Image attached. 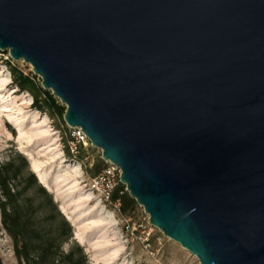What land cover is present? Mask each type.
Segmentation results:
<instances>
[{"label":"water","instance_id":"95a60500","mask_svg":"<svg viewBox=\"0 0 264 264\" xmlns=\"http://www.w3.org/2000/svg\"><path fill=\"white\" fill-rule=\"evenodd\" d=\"M0 51L165 237L264 264V0H0Z\"/></svg>","mask_w":264,"mask_h":264},{"label":"rangeland","instance_id":"374dc122","mask_svg":"<svg viewBox=\"0 0 264 264\" xmlns=\"http://www.w3.org/2000/svg\"><path fill=\"white\" fill-rule=\"evenodd\" d=\"M11 68L41 87V78L33 74L29 64L0 51V161L19 153L26 158L28 168L31 161L39 164L47 182L44 188L57 207H63L65 212L61 211L72 224V241L83 248L87 263L199 264L197 258L153 227L139 205L121 214L104 201L102 186L97 183L106 164L101 151L86 142L78 146L77 156L68 155L71 128L63 120L65 107L61 115H55L34 106L32 91L18 85ZM57 103L62 105L59 99ZM113 182L114 189L121 184L117 172ZM123 189L126 191L125 186ZM74 231L83 235L84 243L75 239ZM0 264H18L3 229Z\"/></svg>","mask_w":264,"mask_h":264},{"label":"trees","instance_id":"16d2710c","mask_svg":"<svg viewBox=\"0 0 264 264\" xmlns=\"http://www.w3.org/2000/svg\"><path fill=\"white\" fill-rule=\"evenodd\" d=\"M11 70L18 85L32 91L34 106L46 108L50 114H62L64 106L49 91L14 68ZM123 187L120 184L111 194V201L119 200L121 214L136 204ZM0 229L11 239L18 264H88L83 248L72 241L71 224L19 153L0 161Z\"/></svg>","mask_w":264,"mask_h":264},{"label":"built area","instance_id":"2783aa9c","mask_svg":"<svg viewBox=\"0 0 264 264\" xmlns=\"http://www.w3.org/2000/svg\"><path fill=\"white\" fill-rule=\"evenodd\" d=\"M86 142L88 143L89 140L80 128H71L69 151L73 154V156H77L76 154L78 152V146H80L81 143L84 144ZM105 163V166L100 171V175L97 178V183L102 186L104 201L106 203L113 204V206L119 211L120 202L118 200H115L114 202L111 201V194L114 190L115 185V183L113 182V175L115 174V172H117L119 175L120 171L109 161H105Z\"/></svg>","mask_w":264,"mask_h":264},{"label":"bare ground","instance_id":"6f19581e","mask_svg":"<svg viewBox=\"0 0 264 264\" xmlns=\"http://www.w3.org/2000/svg\"><path fill=\"white\" fill-rule=\"evenodd\" d=\"M61 161H62V162H65L66 159H65V158H62ZM30 167H31L32 171L34 172V174H36V176H37L39 182H40L43 186H46V185H47V182H46L45 174L42 173V172L40 171L39 164H38V163H32V161H31ZM95 205L98 206V207H100L101 204H99V202H95ZM60 206H61V205H60ZM61 209L64 211V209H63L62 206H61ZM64 212H65V211H64ZM111 222H112V220H111ZM74 237H75V239L78 240V242H80V243H84V237H83V235L80 234L79 232L74 231Z\"/></svg>","mask_w":264,"mask_h":264}]
</instances>
